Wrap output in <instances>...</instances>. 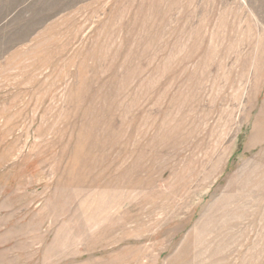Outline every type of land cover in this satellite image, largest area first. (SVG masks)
<instances>
[{"label": "rangeland", "instance_id": "rangeland-1", "mask_svg": "<svg viewBox=\"0 0 264 264\" xmlns=\"http://www.w3.org/2000/svg\"><path fill=\"white\" fill-rule=\"evenodd\" d=\"M0 264H264V0H0Z\"/></svg>", "mask_w": 264, "mask_h": 264}]
</instances>
